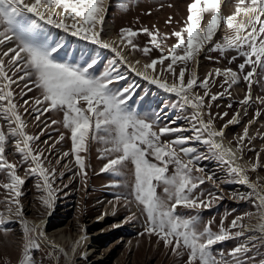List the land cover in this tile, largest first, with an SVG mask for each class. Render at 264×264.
Wrapping results in <instances>:
<instances>
[{
  "label": "snow or ice",
  "instance_id": "snow-or-ice-1",
  "mask_svg": "<svg viewBox=\"0 0 264 264\" xmlns=\"http://www.w3.org/2000/svg\"><path fill=\"white\" fill-rule=\"evenodd\" d=\"M105 3L106 0H0V46H4L0 47V120L5 122L0 125V174L6 173L7 176V182L0 186L8 193L6 202L16 205L15 215L20 217L18 223L25 235L19 264H36L32 252L39 249L38 240L44 236L42 227L38 232L37 228L40 226L30 225L23 219L19 199L22 186L29 177L37 176L36 187L44 192L40 199L45 207L52 208L56 192L53 184L57 179L56 169L44 167L43 152L32 146L39 137L25 131L26 124L18 110L12 87L20 83H23L21 97L27 96L34 88L41 91V97L34 101L24 100L25 113L29 111L30 103L37 121L45 113H63L62 124L65 129L70 130L71 153L82 182L86 184L87 171L85 157L81 153H87L91 143L102 145L97 149L98 158L106 161L100 168L101 174L110 173L122 178L125 176L122 169L131 163L134 175L131 185L127 179H117L108 187L124 189L114 192L117 202L123 200L128 203L132 196L138 205H142L145 226L140 235L156 236L158 242L170 247L177 257H183L187 253L186 264H256V258L248 256V253L255 249L256 244L252 241L257 237H247L244 243L227 253L223 250L214 251V246L218 243L245 236L244 231H232L243 228L241 221L244 217L233 219L228 228L224 227L221 220L218 231L212 230L211 221L204 224L202 229L199 226L202 222L199 210L211 207L215 197L211 193L199 191L200 186L205 183V177L195 174L203 171L202 168L195 167V164L209 156L196 155L197 149L194 146L183 145L192 140L207 145L211 156L225 163L229 173L237 177V182L252 189L247 198L255 197L253 203L258 217V223L252 230L260 233H264V187L250 183L246 169L234 163L238 158L237 152L243 151L242 144L247 139L248 127L245 126L243 134L236 141L234 151L217 141V137H223V129L216 130L212 127L211 119L207 122L202 119L204 97L209 96L207 89L212 74L209 73L201 82L197 80L196 72H191L185 81V72L188 62L199 55L203 45L213 42L223 21L229 34L222 38V42L214 43L209 50H219L222 56L227 50H235L237 56L231 57L229 63L238 57L244 59L238 65L239 72L232 68H217L215 75L224 77L221 86L227 84L225 92L228 95H231L228 89L241 79L247 83V93L239 101L241 105L247 106L251 102L264 105V97H256L253 101L251 94L253 84L259 83L254 79L257 70H264V0H238L235 12L227 17H221L220 0H193L188 5L185 26L172 34L177 43L170 48L169 53L165 55L161 49L159 57L152 58L144 65V71L131 69L150 84L175 94L179 98V106L193 109L191 128L187 130L194 135L178 136L171 141H162L161 137L185 129L167 126L155 131L153 122L130 108L128 101L133 94L132 86L122 89L113 87L116 81L124 79L119 74L117 65L131 66L127 65L122 52L114 46V41L103 39V22L107 11ZM56 9L61 11L57 12ZM205 13H210V19L203 30H200L199 25ZM237 17L242 18L238 20ZM168 22H171V18ZM45 26L62 30L98 49L109 50L113 54V59L109 62L110 70L95 74L93 69L99 63L96 56H90L83 63L57 59L64 44L59 40L52 41L43 31ZM139 31L151 37L150 43L155 48L161 47L156 33L149 32L146 28ZM137 34V31L130 28L121 29V44L126 43L132 50H137L138 46L133 43ZM178 49H182V54L178 53ZM139 50L145 55L151 51L148 46ZM165 61L170 62L165 65ZM178 62L184 66L179 67L177 74L174 65ZM158 64L164 73L173 77L172 83L166 82L159 74L149 75L150 70L156 71ZM246 66L251 70L246 71ZM194 88L205 89L204 95H192ZM222 95H211V99L216 100ZM226 115L227 113L218 114V118ZM259 116L260 112L257 111L256 117ZM50 123L54 125L57 121L52 120ZM235 123H238L237 116L228 121V124ZM10 139L14 140L15 153L20 156L17 163L6 158V146ZM63 139L61 134L60 140ZM69 154L64 152L63 156L67 157ZM56 162L60 163V160ZM24 164L28 167L25 168V176L21 177L17 168ZM170 166L173 169L171 173ZM252 168L255 170L256 164ZM60 176L63 177L64 173L61 172ZM207 179L211 180L212 177ZM159 187H162V193H158ZM239 198L243 200L246 197ZM181 209L195 210L197 214L185 216ZM252 215L254 213L246 214L249 218ZM4 222L0 215V223ZM259 264H264V259Z\"/></svg>",
  "mask_w": 264,
  "mask_h": 264
},
{
  "label": "rangeland",
  "instance_id": "rangeland-1",
  "mask_svg": "<svg viewBox=\"0 0 264 264\" xmlns=\"http://www.w3.org/2000/svg\"><path fill=\"white\" fill-rule=\"evenodd\" d=\"M191 2L193 0H106L107 11L103 22V39L114 41V46L122 52L126 62L140 59V66L144 71V65L152 58L159 57L161 49L167 55L170 48L177 43V39L172 34L185 26L187 9ZM237 2L238 0H220L221 17L233 14ZM169 18H171L170 23ZM241 18L237 17L238 20ZM208 19H210V13H205L199 25L200 30L206 26ZM126 28L137 31L138 34L133 38V43L138 46L137 50H132L126 43L121 44L120 31ZM145 28L157 34V39L161 43L159 49L150 43L149 35L139 31ZM43 31L50 36L52 41L59 40L64 44V49L57 59L83 63L90 56H96L99 63L93 72L101 74L110 70L109 62L113 59V54L109 50L98 49L95 45L51 26H45ZM226 34H229V30L221 21L213 42L204 44L199 55L188 62L185 81L191 72H196V78L201 82L209 73L212 74L207 89L209 96L204 97L205 106L202 109L204 120L207 122L211 119L213 128L223 129L224 134L219 138V142L234 150H236V141L243 134L245 126L248 127L247 139L242 144L243 151L242 153L237 152V163L246 169L250 182L264 187V105L259 102H251L247 106L241 105L239 101L247 93V83L241 79L238 84L228 89L231 92V95H228L225 92L227 84L221 86L224 77L215 75L217 68H232L239 72L238 65L244 59L238 57L229 63L231 57L237 56L235 50H227L223 56L219 50H209L214 43L222 42ZM183 35L186 40V33ZM144 46L151 49L150 54L145 55L139 50ZM177 51L182 54V49ZM168 62L170 61H165V65ZM183 66L184 64L180 62L174 65L177 74L179 67ZM117 68L124 79L116 81L113 87L122 89L132 86L133 94L128 101L130 108L141 117L153 122L155 131L158 132L161 127L167 126L185 129L179 133L162 136V141H171L178 136L194 135L187 130L191 128L190 117L193 109L179 106L177 96L151 85L127 66L117 65ZM250 70L246 66V71ZM157 74L166 82H173V77L164 73L159 64L155 72L149 71V75ZM254 79L259 83H254L252 86L253 101L256 97H264V70L258 69ZM12 87L18 110L26 124L25 131L39 137L33 143V148L43 152L44 167L49 170L56 169L57 176L53 184L56 192L52 208L45 207L40 199L44 192L36 187L37 176L29 177L21 189L22 195L19 199L23 219L27 220L30 225L40 226L37 228L38 232L41 227L44 231V236L38 240L39 249L32 252L36 264H186L187 253L183 257H177L170 247H165L162 242H158L156 236L140 235L144 230L145 216L141 212L142 205H138L134 197L130 196L128 203L115 200L114 192L124 191V189H113L108 185L117 179H127L131 185L134 181L131 163L129 162L122 169L125 173L122 178L114 177L110 173L101 174L100 168L106 161L98 158L97 149L102 145L91 143L89 151L81 153L85 157L87 171L85 184L77 174L78 166L71 153L70 130L65 129L62 124L63 113L60 111L45 113L40 121H37L31 103L28 105L29 111L27 113L23 111L24 100L34 101L41 97V91L34 88L27 96L21 97L23 83L14 84ZM204 92L203 88H194L192 95L203 96ZM215 94L223 95L212 100L211 95ZM229 104L231 107H228ZM257 111L260 112L258 118L256 117ZM223 113L227 115L218 118V114ZM233 116L238 117V123L228 124ZM52 120H56L57 123L52 125L50 123ZM4 123L0 120V125ZM61 134L64 136L63 140H60ZM13 145L14 140L10 139L6 146V158L12 163H17L20 156L15 153ZM183 146H194L197 149L196 155L209 156L208 159H201L195 164V167L203 169L202 172L195 174L205 177V183L200 186L199 191L205 194L211 193L215 197L211 207L199 210L202 221L200 228L202 229L204 224L211 221L212 230L218 231L221 220L224 222V227L228 228L233 219L238 216L244 217L241 221L243 228L232 231H244L245 236L218 243L214 246V251L223 250L227 253L238 244L244 243L247 237H257L252 241L256 247L248 253V256H254L256 264H259V261L264 259V235L258 230H252L258 223L253 203L255 197L247 198L252 189L238 183L237 177L229 173L228 166L211 156L207 145L192 140ZM64 152H69V156L64 157ZM58 159L60 163L56 162ZM253 164H256L255 170L252 168ZM65 165L68 167L66 168ZM27 167V164L18 166L17 172L21 177L25 176ZM172 171L170 166L169 172ZM61 172L64 173L63 177L60 176ZM207 177H212V179L209 180ZM4 182H7L6 173L0 174V185ZM128 190L130 191V187ZM158 193H162V187L158 188ZM7 195V191L0 186V215L5 221L0 223V264H19L25 244V235L18 223L20 217L15 215L16 205H9L6 202ZM240 196L246 198L241 200ZM180 211L185 216L197 214L195 210L181 209ZM247 213H254V215L249 218L246 216ZM133 216L136 218L133 219ZM43 219H47L45 225L41 224ZM3 229H8V231L5 232ZM60 249H63V252H60Z\"/></svg>",
  "mask_w": 264,
  "mask_h": 264
},
{
  "label": "bare ground",
  "instance_id": "bare-ground-1",
  "mask_svg": "<svg viewBox=\"0 0 264 264\" xmlns=\"http://www.w3.org/2000/svg\"><path fill=\"white\" fill-rule=\"evenodd\" d=\"M56 11L57 12H60V10L59 9H56ZM127 64L128 65H130L131 67H128L130 70L132 69V68H134V69H136V71H143L142 69H141V66H140V59H136V60H133V61H129V62H127ZM169 83V82H168ZM151 85H153V84H151ZM153 86H156V87H158L157 85H153ZM159 88V87H158ZM159 89H161V88H159ZM162 91H164V92H166V93H169V92H167V91H165V90H163V89H161ZM169 94H171V95H173V96H176L175 94H173V93H169ZM202 119H204V117H203V114H202ZM237 119H238V117H237ZM214 129H216V130H218L217 128H215L214 127ZM219 138L220 137H217L216 139H217V141L219 142ZM232 148V147H231ZM233 149V148H232ZM234 150V149H233ZM235 151V150H234ZM237 160L238 159H236L235 161H234V163L235 164H238L237 163ZM239 183V182H238ZM250 183H254V182H250ZM245 186H247V185H245ZM248 187V186H247ZM47 220V219H46ZM46 220L45 219H43L42 220V222H41V224L42 225H45L46 224ZM263 235H264V233H263ZM264 237V236H263ZM76 254V253H75Z\"/></svg>",
  "mask_w": 264,
  "mask_h": 264
}]
</instances>
